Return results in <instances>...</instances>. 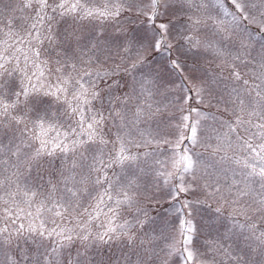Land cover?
Returning <instances> with one entry per match:
<instances>
[{
  "label": "snow or ice",
  "instance_id": "obj_1",
  "mask_svg": "<svg viewBox=\"0 0 264 264\" xmlns=\"http://www.w3.org/2000/svg\"><path fill=\"white\" fill-rule=\"evenodd\" d=\"M0 264H264V0H0Z\"/></svg>",
  "mask_w": 264,
  "mask_h": 264
}]
</instances>
